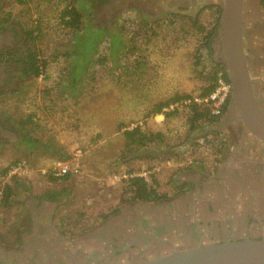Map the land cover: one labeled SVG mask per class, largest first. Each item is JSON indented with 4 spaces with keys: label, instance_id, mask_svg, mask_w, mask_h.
Returning <instances> with one entry per match:
<instances>
[{
    "label": "rangeland",
    "instance_id": "1",
    "mask_svg": "<svg viewBox=\"0 0 264 264\" xmlns=\"http://www.w3.org/2000/svg\"><path fill=\"white\" fill-rule=\"evenodd\" d=\"M24 1L0 0V15L7 16V24H12L11 27L20 32L16 36L17 42L20 38L16 45L20 50L17 52L33 46L39 52L41 62L45 60L46 66L44 73L37 78L16 80L15 86L8 87L12 90L7 91L5 87L1 91L0 113L13 118L34 114L40 128L35 129L32 135L41 144L51 142L62 146L70 157L75 144L87 150L81 159L78 174L71 175L67 180L53 179V190H64L58 201L61 209L55 218L66 229L70 230L71 225L75 227L74 239L95 229L94 226H99L97 223L105 220L109 214L118 211L138 213L137 209L141 206L151 211V205L141 203L137 206L128 201L123 183L117 185L114 182V176L130 166L145 169L160 161L153 165L159 170L155 172L158 190L170 194L166 202L171 204L178 198L174 197L176 194L170 184L172 177L177 184L189 179L197 182L198 186H204L207 179H214L223 170L233 169L230 151L216 157L214 148L204 145L203 140H199V145L184 142L187 109L183 105L176 104L165 109L168 111L179 105L180 111L170 119H166L164 114L154 118L149 113L154 104L176 93H200L203 82L202 72L199 71L208 69L213 50L210 53L202 51L203 56L199 57L201 65H195L198 59L195 58V51L200 47L203 34L192 24L190 17L194 20L199 13V24L207 31L214 26L216 8L202 7L203 10L200 8L201 12L196 13L197 5L189 6L188 2L184 10L173 8L181 17L171 22L166 12L155 15L145 12L146 20L143 19L138 14L140 10L133 8L134 4L129 0L121 3L116 10L114 0ZM200 1L196 0V4ZM252 1L246 0L244 4L245 33L251 41L253 36L256 39L252 50L256 57H251L250 66L256 73L255 88H258L264 101V4L261 0ZM216 2L220 4L222 0ZM67 6L81 10L84 27L79 34H74V30L61 21V12ZM148 19H158L159 26L154 28L157 32L155 35L148 32L150 39L146 41L140 33L145 32L141 24L151 22ZM89 22L103 29L95 28ZM29 30H33L36 37L28 39L26 34ZM75 41L85 46L86 49L81 50L82 55L91 52L87 60H81L82 55L74 51ZM130 48L133 51L129 52ZM77 67L81 71L80 78L77 77L78 81H75L73 74H76ZM142 124L149 130L162 132L166 140L164 143H169L174 150H169L158 161L157 158L140 160L134 157L127 160L123 152L125 138L122 132L126 127ZM222 129L224 132L215 131L214 136L223 147L239 138L235 131H229V127L228 132L226 126ZM241 131L242 137H250L251 134L244 127H241ZM67 134L71 135V141L66 140ZM200 135L202 132L196 134L193 140ZM6 138L9 144L0 148V164H8L17 156L28 155L33 158L32 165L35 167L49 168L69 159L58 160L53 151H44L39 146L27 148L19 136L18 140L9 134ZM154 156H157L156 153ZM195 159L201 161L202 168L193 164V161H197ZM221 163H227L224 165L227 168L222 165L220 174L217 168ZM27 178L34 181L52 180L40 173ZM61 214L63 218L60 219Z\"/></svg>",
    "mask_w": 264,
    "mask_h": 264
},
{
    "label": "flooded vegetation",
    "instance_id": "2",
    "mask_svg": "<svg viewBox=\"0 0 264 264\" xmlns=\"http://www.w3.org/2000/svg\"><path fill=\"white\" fill-rule=\"evenodd\" d=\"M109 1H115L114 10H116L121 7V3L128 0ZM129 2H133L132 7L140 10L138 14L143 17L147 12L155 15L172 11L176 5L184 10L188 2L189 6L197 5L196 13L203 5L211 6L217 3L216 0H201L197 4L196 0H129ZM163 3L165 4L162 5ZM245 12L246 10L244 16ZM11 26L12 24L0 23V95L5 87L7 91L12 90L8 87L15 86L16 80L23 79L20 64L13 61L9 54L20 50L16 46L20 42V38L17 42L16 37L20 32L15 31ZM246 26L244 17L245 52L255 94L264 109L262 95L258 88H255L256 73L250 66L251 57L253 59L256 57L252 51L255 36L251 41L249 35L245 33ZM249 33H251L250 29ZM211 48L214 60L217 50L213 39ZM0 115L2 145L0 148H2L9 144L6 138L8 134L14 140H18L19 135L9 116L1 113ZM223 118L224 116L215 127L213 125L207 130L224 132L222 128L226 126V131L229 127V131H235V135L239 136L231 143H226L227 146L223 147L220 154L222 157L227 151L232 153V170H223L221 174L222 165L228 162L221 163L219 169L217 168L221 175L217 174L214 179H207L204 186H198L197 182L184 179L183 182L190 183L191 188L177 193L174 197L178 198L172 204L166 202L169 198H161L153 202L134 200L132 203L137 206L141 203L151 205V211L141 206L137 209L138 213L118 211L109 214L105 220L97 223L99 226H94L95 229L85 232L80 238L71 239L70 253L65 259H61L58 252L50 253L45 258H41L40 253L36 252L28 263L135 264L168 253L174 248H190L199 244L227 240L264 238V142L253 135L242 137L241 127L244 126L235 112H230L226 120ZM221 125L224 126L220 128ZM189 171L193 170L189 169Z\"/></svg>",
    "mask_w": 264,
    "mask_h": 264
},
{
    "label": "trees",
    "instance_id": "3",
    "mask_svg": "<svg viewBox=\"0 0 264 264\" xmlns=\"http://www.w3.org/2000/svg\"><path fill=\"white\" fill-rule=\"evenodd\" d=\"M16 1L19 3L25 2L24 0H16ZM261 3L264 4V0H261ZM89 5L91 7L90 3ZM206 7L216 8L217 17L215 19L214 26L211 29L205 31V27L202 24H199V16H198L199 13L197 14L198 17L196 16L194 20L192 19V17H190L191 22H193L192 24L198 29L200 33L203 34L200 47H197L195 51V56H196L195 58H198L196 59V62H195L196 66L201 65V58L199 57L203 56V53L205 51L206 52L209 51L210 53L212 50L211 42L216 34V29H217L218 22L220 20L221 11H222L221 5L217 3H213L211 6L206 5L203 8H206ZM203 8L201 9L203 10ZM201 9L199 10L200 12H201ZM168 16H169L168 20L171 22L181 17V15L176 14L175 12L170 13V14L168 13ZM60 17H61V21L63 22L65 26L70 27L71 30H74L75 32L74 34L76 33L79 34L82 32L84 26H82L83 18H82V13L80 9H78L75 6H67L62 10ZM185 17H188V16H185ZM142 18L146 20L145 16ZM148 20L149 21L151 20V22H144L143 24H141L145 32L140 33L143 37H145L146 41L150 39V35H155L157 33L154 28L157 25L159 26L158 19H148ZM7 21H8L7 16L0 15L1 24H6ZM90 25L91 26L93 25L95 28H98V29H103V27H99L91 23ZM149 31H150V35L148 34ZM33 34H34V31L29 30L28 34H26V37L29 36L27 37L28 39H33V37H36V35H33ZM95 44L96 43H94V45ZM76 47H77V50H75ZM73 48H74V51H77L76 53L80 55H82L81 50L86 49L85 46H83L82 44L81 45L77 44L76 41L73 45ZM131 48L137 49L136 46L134 47L132 46ZM131 48L128 49L129 52L133 51V49ZM90 53L91 52H86L84 55H82L81 60L82 58L87 60L88 55ZM9 54H11L10 58H12L13 61L20 64V72L24 80L35 79L44 73L46 62L45 60L41 62L39 58V52H37L36 49L33 48V46H27L25 48H22L21 52H18V53L9 52ZM208 64H209L208 69L199 71L200 73L202 72L201 76H202V82H203L200 88V93H199L201 96H207L216 89L217 83H218V74L220 71H222L223 78L228 83H230L227 77L225 65L223 63L216 62L212 58H210V61ZM75 71H76V74L74 73L73 76H74L75 81H78L76 80V78L80 76L79 72L81 70H79V68L77 67ZM192 97H193L192 94L176 93L172 95L171 97L165 100H161L157 102L156 104H154V106L151 108L149 113L153 115L164 114L166 119H170L171 117L176 115L178 111H180L178 109L179 105L175 106L174 108L168 111L164 109L169 108L171 105H175V104L183 105L187 109L186 110L187 134L185 135L184 142L189 141V143L191 144L199 145L200 143L199 140H203L202 142H204V145H211L214 148L213 153L216 154V157H218L219 154L222 152L223 146L222 144L217 142V138L214 136L215 131L207 130V129L217 124L222 118V116L225 113H227L230 98L228 99L227 104L223 107L222 112L220 114H216L212 111V108L209 105L197 103L193 99H191ZM188 99H191V101L185 104L182 103L183 101H186ZM9 119L12 122H14L17 128V132L20 137V140L25 142L27 148H37L39 146V148H41L44 151H53L58 160H65V159L70 158V154H68L62 146L54 145L51 142H48L49 144H41L40 141L37 140L32 135L35 129L40 128L38 119L37 118L35 119L34 114H28L22 118L9 117ZM204 130H205V133H203ZM201 132H202V135L196 137V139L193 140V138H195L194 136ZM122 133L125 138L123 152L126 154L128 158L127 160L133 159L134 157L140 160H144V159L153 160L157 158L156 160L158 161V160H162L164 154L168 153L169 150H174V149H171L172 147L171 145H169V143L168 144L164 143L166 140L162 132L160 131L154 132L152 130H149L145 127V124L136 125L132 128L126 127ZM1 146L2 145L0 144V147ZM155 153L157 156H154ZM25 159L30 164H33L34 162L33 158L28 155L23 156V157L17 156L13 159V161H11L8 164H0L1 173L5 174L11 164L17 163ZM217 161L219 160L217 159ZM123 162H126V159L125 160L123 159ZM158 162L152 164L151 168L157 165ZM193 164L201 168L203 167V164L201 163L200 160L193 161ZM141 169L142 168L139 166L138 167L130 166L126 170L131 173L134 171H139ZM70 177L71 175H67V176L60 177V179L67 180ZM52 179H56V178H52ZM122 183H123L122 187L127 195L128 201L144 200V201L153 202L161 198H168L170 196V194H168L167 192H160L158 190L159 182L155 174L152 175V178L150 181H147L144 178L137 176V177H131V178L125 179L122 181ZM170 184L174 188V191H175L174 194L187 191L191 188V184L188 182H182V183L177 184L176 181L174 182L173 177L170 180ZM9 191H11V187H9V184L6 183L4 187L3 204H5L6 200L9 197Z\"/></svg>",
    "mask_w": 264,
    "mask_h": 264
},
{
    "label": "water",
    "instance_id": "4",
    "mask_svg": "<svg viewBox=\"0 0 264 264\" xmlns=\"http://www.w3.org/2000/svg\"><path fill=\"white\" fill-rule=\"evenodd\" d=\"M246 0H222L213 38L214 60L225 65L231 85L229 113L235 112L245 129L264 142V109L253 87L245 52L243 28ZM135 264H264V238L227 240L172 251Z\"/></svg>",
    "mask_w": 264,
    "mask_h": 264
},
{
    "label": "crops",
    "instance_id": "5",
    "mask_svg": "<svg viewBox=\"0 0 264 264\" xmlns=\"http://www.w3.org/2000/svg\"><path fill=\"white\" fill-rule=\"evenodd\" d=\"M174 12L179 14L174 9L166 14ZM48 180L34 181L24 177L8 182L11 191L0 213V264H29L36 252L41 258L58 252L61 259L70 253L75 227L71 225L70 230L66 229L55 218L61 209L58 201L64 190H53L55 182Z\"/></svg>",
    "mask_w": 264,
    "mask_h": 264
},
{
    "label": "built area",
    "instance_id": "6",
    "mask_svg": "<svg viewBox=\"0 0 264 264\" xmlns=\"http://www.w3.org/2000/svg\"><path fill=\"white\" fill-rule=\"evenodd\" d=\"M222 71L218 74V83L216 89L207 96H201L200 94L193 95L191 99L200 104H207L212 108V111L216 114H220L223 107L227 104L228 99L231 96V85L222 76ZM191 99L183 101L182 103L190 102ZM176 105V104H175ZM171 105L170 107H172ZM168 109V108H165ZM164 109V110H165ZM71 135H66V140L71 141ZM87 153V150L79 146L74 145L72 156L66 161H59L55 165L49 168H37L30 164L26 160L19 161L11 164L5 174L0 171V213L3 206L4 199V187L6 183L14 178L33 177L37 174L46 175L51 178H60L67 175H76L81 170V159ZM193 161V160H192ZM159 171L157 168H145L139 171L128 172L124 170L114 176V182L122 183L123 180L131 177H142L147 181H150L152 175Z\"/></svg>",
    "mask_w": 264,
    "mask_h": 264
}]
</instances>
